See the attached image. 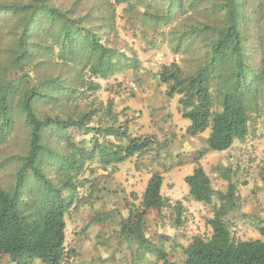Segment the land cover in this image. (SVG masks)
Masks as SVG:
<instances>
[{
  "label": "rangeland",
  "instance_id": "obj_1",
  "mask_svg": "<svg viewBox=\"0 0 264 264\" xmlns=\"http://www.w3.org/2000/svg\"><path fill=\"white\" fill-rule=\"evenodd\" d=\"M29 1L0 0V4ZM180 1L179 7H169L163 17L167 0H45L48 7L75 18L79 26L96 32L106 45L115 48L119 69L106 78L59 56L54 37L66 22L49 15H38L27 36L29 54L17 61V40L27 12L0 11V84L9 82L8 100L14 110L8 138L0 144V188L12 190L28 150L29 127L21 110L26 93L52 96L34 104L40 118L77 120L89 116L84 128L51 126L42 134L43 142L63 156L76 154L73 144L87 151L94 147L93 159L78 170L64 169L61 174L56 164L43 165L55 183L65 176L72 178L76 187L75 203L64 217V246L69 257L62 264H91L90 258L98 255L93 249L104 258H97L94 264H162L156 252L134 255L136 242L119 235L121 219L129 211L140 210L143 191L154 172L163 177L161 193L166 203L160 211L146 212L142 229L172 264L183 263V248L194 237L210 236L207 220L216 207L229 202L226 196L230 190L234 205L227 225L231 235L236 240L260 237L258 228L264 219V0H240L245 9L244 59L262 79L257 84L258 99L250 105L247 136L221 152L207 150L209 127L195 136L186 134L182 120H189L181 117V95L166 94L167 84L160 73L177 71L183 77L195 73L217 31L223 28V0ZM56 84L62 85L60 92L54 89ZM217 86L211 81L212 112L220 109ZM144 137L151 142L141 152L118 164L102 162L98 148H122L131 139ZM176 160L194 166L199 163L213 189L223 197L215 195L210 204L191 199L184 182L186 172L175 167ZM27 177L32 181L30 170ZM0 264L42 263L38 258L12 262L1 254Z\"/></svg>",
  "mask_w": 264,
  "mask_h": 264
},
{
  "label": "trees",
  "instance_id": "obj_2",
  "mask_svg": "<svg viewBox=\"0 0 264 264\" xmlns=\"http://www.w3.org/2000/svg\"><path fill=\"white\" fill-rule=\"evenodd\" d=\"M167 1L163 17L170 12L169 7H179L181 2ZM222 8L223 28L217 31L195 73L189 77H183L177 71L160 73L162 82L167 84L166 94L169 97L181 95L178 106L181 117L190 122L187 133L195 136L209 127L207 150L216 152L229 149L235 140H243L247 136L250 105L258 99L257 84L262 79L244 59L242 25L245 9L240 0H223ZM0 11L11 14L27 12L17 40L20 50L16 54L17 61L29 54L27 36L40 14L44 18L49 15L66 22L64 30L54 37V44L58 46V54L62 59L102 78L113 75L119 69L115 48L106 45L96 32L79 26L75 18L65 17L56 8L48 7L45 0L21 4L1 3ZM44 23L43 19L41 24ZM227 68L230 71L226 72ZM211 81L218 85L216 99L220 109L214 112L210 110L213 103ZM54 89L60 92L62 85L56 84ZM8 92L9 82L0 84V144L8 138L13 122L11 117L14 110L8 100ZM47 98L52 96L34 91L24 95L21 110L29 127L28 150L23 158V165L17 171L12 190L9 192L0 188V255H8L12 262L25 263V258H38L42 264H62L69 257V250L64 246V217L75 203L73 192L76 187L72 178L65 176L59 183H55L43 171V165L56 164L63 174L64 169L68 172L80 169L94 155V147L87 151L73 144L76 154L63 156L43 142L42 134L45 129L51 126L64 130L71 126L84 128L85 120L89 119V116L77 120L50 116L40 118L35 112L34 104ZM150 142L149 137L133 138L122 148L98 149L104 165L118 164L144 150ZM64 163L68 164L65 168ZM28 170L33 176L32 181L27 177ZM162 182L161 174L152 173L142 194L140 210L129 211L121 219L119 235L125 240H134L142 255H154L156 252V258L162 264H172L163 250L154 248L142 229L146 212L151 209L160 211L166 203V198L161 193ZM184 182L194 201L210 204L215 195L223 197L222 192L213 189L210 177L199 163L184 177ZM226 197L229 202L216 207L212 217L207 220L211 228L210 236L194 237L183 248L185 258L182 264H264V219L258 228L259 238L236 240L227 225L228 212L234 205L231 200L232 190Z\"/></svg>",
  "mask_w": 264,
  "mask_h": 264
},
{
  "label": "crops",
  "instance_id": "obj_3",
  "mask_svg": "<svg viewBox=\"0 0 264 264\" xmlns=\"http://www.w3.org/2000/svg\"><path fill=\"white\" fill-rule=\"evenodd\" d=\"M184 119V118H183ZM182 120V119H181ZM183 121V124L184 125H186V129L185 130H187V127H188V125H189V123L188 122H186V121H184V120H182ZM186 134L188 135V136H191V135H189L187 132H186ZM189 150V149H188ZM185 156H187V158L189 157V153H187V154H185ZM174 164H175V167L176 168H178V169H180V170H182V171H184V172H186V174L184 175V177L187 175V174H189V173H191L192 172V170H193V166L194 165H191V163H189V162H187V161H182V160H176L175 162H174ZM150 177V176H149ZM149 179V178H148ZM163 183V182H162ZM196 202H198V201H196ZM202 203V202H201ZM151 210H153V209H151ZM153 243V242H152ZM95 252H97L98 253V255H97V258H98V261L101 259H104V258H101L102 257V255L100 254V252L98 251V250H96V249H93ZM132 251V250H131ZM139 253V249H138V245L137 244H135V247H134V251H133V254L134 253ZM92 253H93V251H92ZM135 255V254H134ZM147 255V254H146ZM142 256H145V255H142ZM97 258H95V257H92V258H90V260H89V262L91 263V264H94L95 262H96V259Z\"/></svg>",
  "mask_w": 264,
  "mask_h": 264
}]
</instances>
